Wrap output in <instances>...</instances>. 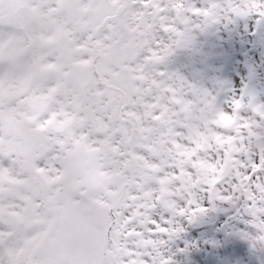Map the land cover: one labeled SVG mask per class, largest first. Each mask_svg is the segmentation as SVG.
I'll return each instance as SVG.
<instances>
[{
    "label": "snow or ice",
    "instance_id": "1",
    "mask_svg": "<svg viewBox=\"0 0 264 264\" xmlns=\"http://www.w3.org/2000/svg\"><path fill=\"white\" fill-rule=\"evenodd\" d=\"M226 11L264 17V0ZM220 14L186 0H0V264H173L163 237L183 229L154 214H204L201 193L244 198L264 244V103L224 109L158 70Z\"/></svg>",
    "mask_w": 264,
    "mask_h": 264
},
{
    "label": "rangeland",
    "instance_id": "2",
    "mask_svg": "<svg viewBox=\"0 0 264 264\" xmlns=\"http://www.w3.org/2000/svg\"><path fill=\"white\" fill-rule=\"evenodd\" d=\"M222 1L225 3L222 4ZM186 3L198 8H207L212 3L220 4V19L216 23L201 28H193L190 33V41L185 46L180 47L182 53H185V57L175 51L165 64L158 66V70L172 75L178 83L182 81L186 85H195L198 89L212 93L217 97L218 106L224 109L230 107V102L234 98H239L237 89H240L242 85L244 96L255 97V100L264 101V54L262 52L264 50V17L256 13L237 16L226 11L229 3H242L240 0H186ZM222 8L225 11L224 13ZM193 19L197 23L201 21L199 17ZM237 28L238 30H236ZM236 31L242 32L244 42L238 38L239 35ZM247 33L251 34L247 35ZM160 35L167 40V34L161 33ZM236 42L239 43L240 48L238 47V49L235 47ZM241 56L243 58L240 65ZM198 57L200 58L197 61ZM226 67L229 68L228 71L225 69ZM241 68L244 75H241ZM220 71L222 72L220 73ZM208 73L211 76L208 79H202ZM241 76L243 78L240 80L239 77ZM216 202L217 200H212L210 195L208 196V205L212 206ZM238 204L245 205V200L239 198ZM159 210L156 211L159 212ZM219 219L221 220L222 217H219ZM242 223V221L233 222L231 227L241 226ZM179 224L180 228H182V224L183 226L185 224V228L186 226L189 227L191 232L195 230L199 242L204 243L206 246V255L201 258L198 264H214L215 249L230 237L229 230L216 229L214 222L196 229L188 216H185V222L182 220V222L179 221ZM252 228L249 243L255 242L252 237L257 234V230L254 227ZM184 235L186 237L187 233ZM215 235L219 239H216ZM256 243L258 246L255 249H249L251 257L257 255L259 247L264 245ZM192 246L193 243L187 241L183 242L179 248H175L173 264H178L181 251L187 250V254L192 255L190 252ZM161 251L164 255L170 253L169 249L161 248ZM185 260L186 258H182L183 262ZM218 264H230V261H227L225 255H222Z\"/></svg>",
    "mask_w": 264,
    "mask_h": 264
}]
</instances>
